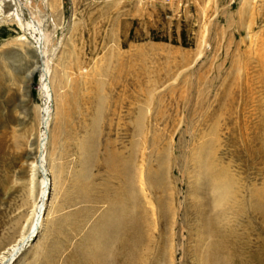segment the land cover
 Instances as JSON below:
<instances>
[{"label": "rangeland", "instance_id": "374dc122", "mask_svg": "<svg viewBox=\"0 0 264 264\" xmlns=\"http://www.w3.org/2000/svg\"><path fill=\"white\" fill-rule=\"evenodd\" d=\"M19 5L23 20L44 18L53 44L50 185L11 264H253L264 250V0ZM35 48L0 22L5 243L29 228L40 190V173L28 182L42 130ZM137 132L142 178L108 160H128Z\"/></svg>", "mask_w": 264, "mask_h": 264}, {"label": "bare ground", "instance_id": "6f19581e", "mask_svg": "<svg viewBox=\"0 0 264 264\" xmlns=\"http://www.w3.org/2000/svg\"><path fill=\"white\" fill-rule=\"evenodd\" d=\"M22 1L23 0H0V11L4 13V15H6V17L4 16L0 19V22L2 23V22H7V20H10V21L17 23V25H19L23 30L28 32V34L30 35V38L32 39L33 43L36 46L35 66L32 69V71L29 72V75H31L35 70L39 71V82H38L37 88L41 94V97L43 98L42 115H41L42 116L41 117L42 130L39 133L40 135H39L37 153L35 154L33 159L30 161L31 173L28 178V182L29 184L33 185L34 178L37 172L40 173L42 177L40 179V186H39L40 190L37 196L38 198L33 202L34 208L31 214L32 216L30 217V224L28 225L29 228H27L25 232H22L20 234V238L18 240L13 239L5 243L4 240L5 239L9 240L10 236L2 234V236L0 237V264H11L15 255L19 253V250L22 249L23 246L27 243V241L30 240L36 233L39 225L41 224L42 214L44 210L43 206H44V202L46 200V197L48 194V188L50 185V180L48 178V170L46 167V153H45V138H46L45 134L46 132L44 131V129H47L48 120L50 118V112H51L50 111V100H51L50 74L51 72H50V65H49V52H50V47L53 44L51 42L50 32L47 31L44 27V24H43L44 18H42L41 16L39 17L37 15L31 14L29 20L22 19L21 17L22 15L18 8V4L21 5ZM66 73H68V71ZM135 122L137 126L140 128L141 119L139 115L136 117ZM139 133L137 132V134L132 135V137L136 136V142L132 144L131 146H129L128 148V149H131L133 153L132 156L128 157V160L122 161L120 158L121 156L120 152L112 153L111 158L108 159L109 166L112 170H116L120 163H124L130 169H133V171L135 172L134 174L135 177L140 176L139 178H142L140 174L141 141L139 140L141 138V134L139 137ZM225 183H226L225 181L215 182V187L218 190L217 191L218 199L224 198V196L227 193ZM119 251H117V253H119ZM121 252L116 255L119 256ZM120 256H122V254ZM263 257H264V250L256 248L253 254L252 263L253 264H264ZM117 258L119 259V257ZM102 261L103 260H101L100 264H103L104 261L103 262ZM117 263L119 262L117 261Z\"/></svg>", "mask_w": 264, "mask_h": 264}]
</instances>
